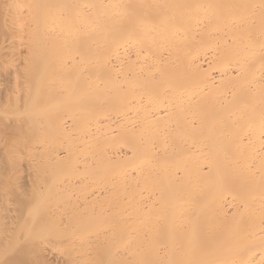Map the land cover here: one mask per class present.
Instances as JSON below:
<instances>
[{"label": "bare ground", "instance_id": "obj_1", "mask_svg": "<svg viewBox=\"0 0 264 264\" xmlns=\"http://www.w3.org/2000/svg\"><path fill=\"white\" fill-rule=\"evenodd\" d=\"M0 264H264V0H0Z\"/></svg>", "mask_w": 264, "mask_h": 264}]
</instances>
